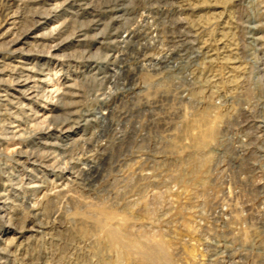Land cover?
Instances as JSON below:
<instances>
[{
	"label": "rangeland",
	"instance_id": "rangeland-1",
	"mask_svg": "<svg viewBox=\"0 0 264 264\" xmlns=\"http://www.w3.org/2000/svg\"><path fill=\"white\" fill-rule=\"evenodd\" d=\"M223 2L227 24L202 15L214 0H0V264H240L248 230L223 216L252 196L210 191L200 158L222 134H264V0ZM42 75L35 99L11 96ZM81 90L108 93L106 107H85L75 140L78 124L47 132V117L73 126L65 103ZM47 189L59 216L37 244L25 234Z\"/></svg>",
	"mask_w": 264,
	"mask_h": 264
},
{
	"label": "built area",
	"instance_id": "built-area-1",
	"mask_svg": "<svg viewBox=\"0 0 264 264\" xmlns=\"http://www.w3.org/2000/svg\"><path fill=\"white\" fill-rule=\"evenodd\" d=\"M264 128V125H263ZM235 130H237V127L235 128ZM233 135H229L226 134L224 135L221 139H220V143H224V144H229L231 146L232 149H236V148H240L241 147V143H244L243 140H247V138H245V136H248L247 134H234ZM248 142L249 141H255L256 137L255 136H248ZM245 144V143H244ZM253 149H255V147H253ZM262 150V148H260ZM260 149L255 150L256 153L258 152H262ZM250 155H252V151L249 148V151H240L238 153L232 154L227 156V154L223 155V157L226 156V161L224 162H219V161H215L213 168V176L215 177V183L213 186L208 187V189L210 191H215V190H220L223 192H226L228 194V192H240V191H246V193H250L253 192V190H256L260 193V195L264 196V193H261V191L264 190V185L259 183V179L257 181H253V179L255 178H259L258 174H260L261 172H264V167H262V165H257L256 163H254L253 161H251V159L249 158ZM248 157V159H246V157ZM260 158L263 159L262 153H260ZM262 170H261V169ZM183 170V169H182ZM181 172V169L179 168V170H177V173ZM211 172V169H210ZM248 182H250V185H247ZM253 182L255 184H253ZM258 193V194H259ZM230 196V195H229ZM264 198V197H263ZM256 200H243V201H234L233 198H230L227 202H229L230 205L234 206V210L228 212V216L225 217V215L223 216L224 218V228L226 230H228V223L230 222V220H233V218L235 217V214H237V211L239 212V221L242 223L243 228L247 229V233L250 234L252 232H260V228L256 227V224L258 222H261L262 219H264V205H262L261 203H256L253 204ZM260 204V205H259ZM237 207V209H236ZM222 211V210H220ZM227 209L223 208V213H227L226 212ZM237 217V216H236ZM247 233H244L242 235L243 239L247 236ZM252 236V234H251ZM256 236V235H255ZM241 241L240 246L238 245L237 250L238 252H240L239 254L241 255L240 260L237 261V263L240 264H254L256 261V258H260L256 253H255V259L250 263V262H246L247 258L243 257L244 255H254L253 254V249H249L247 250L244 246L245 243L244 241ZM248 239V236H247ZM255 243L260 242V241H264V238H261V236H256L252 239ZM249 243L248 245H250L251 241L248 240ZM227 248L229 249H233L234 245L229 243L226 245Z\"/></svg>",
	"mask_w": 264,
	"mask_h": 264
},
{
	"label": "clouds",
	"instance_id": "clouds-1",
	"mask_svg": "<svg viewBox=\"0 0 264 264\" xmlns=\"http://www.w3.org/2000/svg\"><path fill=\"white\" fill-rule=\"evenodd\" d=\"M198 5L199 4L188 3L186 5H181L180 7L186 8L191 11ZM144 13L148 12L146 10H140L137 12L138 19H136L135 23L130 25V31L133 27L140 26L141 21L144 19ZM202 15H212L215 17L217 23L223 22L227 24V21L225 20V17L228 16L226 3H224L223 0H214L213 7H211L207 12L202 13ZM156 39V36L152 37L153 43L156 42ZM156 55V52H148L143 59L144 61H148L150 57ZM109 88L111 90V86H109ZM70 95H72L73 98L66 101L65 107L73 108L75 110L73 115L77 118L72 120L70 123L72 125H80L77 131L69 136L71 140H75L80 135H83L84 125L89 123V121L86 119L88 113L84 111L85 107H87L91 102H95L101 107H106V105L102 104L101 102H104L108 99V93L99 90L95 91L94 93L87 92L86 90H81V92L79 93ZM70 175L71 174L69 172H65L63 176H57L55 178L57 179L58 184H62L64 183V181L69 179ZM47 193V196H43V194L41 193L38 194L35 198L36 207L31 210V216L29 218V226L34 228L35 231H29L25 234L26 240H29L31 242L35 240L37 244H39L40 239H42L43 236L54 227V221H56L59 216V212L50 205V189H47ZM99 219L102 223L104 222L103 216H100ZM108 228H110V225L108 226ZM108 228H106L105 230H108ZM101 235H103V233H101ZM117 247H119V245H117ZM120 264H130V261H121Z\"/></svg>",
	"mask_w": 264,
	"mask_h": 264
},
{
	"label": "bare ground",
	"instance_id": "bare-ground-1",
	"mask_svg": "<svg viewBox=\"0 0 264 264\" xmlns=\"http://www.w3.org/2000/svg\"><path fill=\"white\" fill-rule=\"evenodd\" d=\"M41 24H44V22H42ZM56 48H58L57 46L56 47H54V49H56ZM19 64H23V65H25V67H23L24 68V70H25V72H27V73H30L31 72V70L28 68V67H26V63H24V62H19ZM26 76H29L28 74H26ZM46 80L44 79V77H43V75L42 76H39V77H36V78H34L33 80H31V81H28L27 83H22V82H17L16 84H15V90H14V92H15V94H11V96L14 98H16L17 97V94L19 95V96H22L23 94H24V96H26L27 98V100H29V101H32L33 99H35V91H32L31 92V90H32V88H34V87H36V85H38V84H46ZM29 84H31V86L28 88V90H29V93H25V88L27 87V85H29ZM46 121H47V123H48V125H46V127H44L45 128V130L48 132V131H55V130H59L60 132H62V133H64V134H67V133H69V132H71L73 129H75V126L73 125V126H71V127H67L68 125H69V120H61L60 118H55V117H47L46 119H45ZM46 124V123H45ZM12 129H13V133L14 134H20L21 133V131H22V129L19 127V126H16V125H14V126H12L11 127ZM264 132V131H263ZM253 133H255L256 134V131H253ZM235 134V133H234ZM229 135H233V134H229ZM248 136H249V134H247ZM224 136V134H222L221 136H220V138L219 139H221L222 137ZM248 136H245V138H247V140H243L244 141V143H241V147L240 148H236V149H232L231 148V146L229 145V144H224L223 142L222 143H220V140L218 141V144L216 145V146H214V147H216V148H214L210 153H208L207 155H203L201 158H200V160H201V162L202 163H204V162H207L208 160H211L209 163L211 164V166H210V168H212L213 166H214V163H215V161L217 160V161H219V162H224V161H226L227 159H226V156L225 157H223V155H225V154H227V156H229V155H232V154H235V153H238V152H240V151H249V148L251 149V151H252V155H250V157L249 156H247L246 157V159H248V157L251 159V161H253V162H258V163H256L257 165L260 163V155H257V153H256V151L255 150H258V149H260V148H262V152H264V134H261V135H259V136H255L256 137V139H255V141H249L248 142V139H249V137ZM18 137H20V135L18 136ZM260 139L262 140L261 142H260ZM51 146H54V145H51ZM253 147H255V149H253ZM13 153H15V154H19V156H21V155H24V157H26L25 156V154L23 153V152H19V151H17L16 149L15 150H13L12 151ZM262 152H260V153H262ZM205 154H206V152H205ZM263 156V159H264V155H262ZM189 157V156H188ZM253 158H255L254 160H253ZM30 159L32 160V164H35V163H38L37 161L39 160V158L38 157H30ZM263 159H261V160H263ZM43 161V162H42ZM42 161L40 162L45 168H47V169H49L50 167H52V164H48V163H50L51 162V159H50V157L49 158H46V161L44 160V158L42 159ZM185 161V160H184ZM264 161V160H263ZM186 162V161H185ZM58 163V162H57ZM54 164V163H53ZM188 164V163H187ZM186 165V164H185ZM189 165V164H188ZM55 166V165H54ZM181 167V166H180ZM186 167V166H185ZM209 168V167H208ZM209 170V169H208ZM213 170V169H212ZM181 173V172H180ZM209 172L207 171V174H208ZM206 174V175H207ZM209 178V181H210V183L211 184H213L214 185V183H215V177H208ZM207 179V178H206ZM253 181H257V179L255 178V179H253ZM253 184H255L254 182H253ZM212 185V186H213ZM247 185H250V182H248V184ZM253 191H256V190H253ZM250 196H252V198H250V200H256L253 204H256V203H261L262 205H264V201H259V197L261 196H257V194H255L254 196L252 195V192H250L249 193V197ZM254 198V199H253ZM247 199V198H246ZM260 205V204H259ZM263 221L264 220H262V222H258L257 224V226L256 227H259L260 228V232H261V238H264V223H263ZM259 232V233H260ZM259 233H257V232H252V233H250V234H248L247 233V236H248V239L252 242V244H251V246H250V248L251 249H253V254H255L256 252V254L258 255L259 254V257H260V260L258 261V262H255V264H264V241H260V242H257L256 243V241H255V243H254V241L252 240L254 237H256ZM251 234H252V236H251ZM256 235V236H255ZM260 235V234H259ZM258 235V236H259ZM245 239V238H244ZM248 243V242H247ZM257 261V260H256Z\"/></svg>",
	"mask_w": 264,
	"mask_h": 264
}]
</instances>
